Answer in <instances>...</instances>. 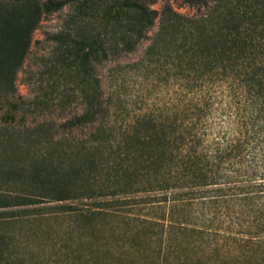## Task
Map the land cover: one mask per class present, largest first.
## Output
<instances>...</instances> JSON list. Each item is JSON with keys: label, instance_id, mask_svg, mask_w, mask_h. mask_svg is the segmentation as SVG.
Segmentation results:
<instances>
[{"label": "trees", "instance_id": "1", "mask_svg": "<svg viewBox=\"0 0 264 264\" xmlns=\"http://www.w3.org/2000/svg\"><path fill=\"white\" fill-rule=\"evenodd\" d=\"M158 1L163 4L152 7ZM182 3L192 7L193 12H180L171 0H0L4 89L8 92L14 86L17 68L45 14L72 7L69 22L79 39L74 41L75 53L68 56L69 66H81L78 69L85 76L91 61L100 64L111 55L136 51L141 42L150 39L148 32L157 22V31L143 58L168 64V72L172 71L181 89L194 96L186 104L184 94H179L175 117H139L117 133L106 120L109 108L101 97V80L95 76L94 94L85 91V110L70 123L95 117L97 135L84 140L89 144L76 154L66 151L76 155L81 167L73 172L71 182L82 179L84 183L80 188L70 180L58 183L55 199L94 198L82 216L101 219L113 216L117 212L114 208L129 200L116 196L143 192L141 199H158L160 211L157 216L144 215L140 220L149 230L160 226L165 234L175 229L179 233L188 231L186 212L191 213L195 207L205 216L204 226L193 224L192 231L198 239L205 232L216 231L213 226L221 208L231 211L229 204L236 203L238 225L246 222L248 227L242 242L246 254L237 256L236 264H245L247 259L253 260L252 264H264V0ZM60 34L71 36L69 32ZM214 105L222 107L224 118L234 116L238 126L232 138L223 130L211 141L203 138L201 119L214 112ZM83 166L87 167L82 169ZM93 167L98 168L97 174H92ZM103 171L108 180L114 177V182L126 179L130 187L139 180L144 184L138 190H110L115 187L96 185L93 180ZM57 174L56 168L44 176L54 178ZM35 177L43 175L37 171ZM102 225L98 222L94 227L100 229ZM145 255V260L152 257L150 252ZM111 259L103 263L96 260L94 264H115ZM180 264L213 263L195 256ZM226 264L235 263L229 260Z\"/></svg>", "mask_w": 264, "mask_h": 264}, {"label": "rangeland", "instance_id": "2", "mask_svg": "<svg viewBox=\"0 0 264 264\" xmlns=\"http://www.w3.org/2000/svg\"><path fill=\"white\" fill-rule=\"evenodd\" d=\"M171 3L183 13L194 10L182 0ZM161 4L163 1H158L152 7L159 8ZM72 11L71 6H65L43 15L8 92L0 69V204L11 203L0 207V264H94L96 260L103 263L106 258H113L115 264H180L195 256L202 262L226 264L230 260L236 264L237 256L246 254L242 242L248 229L246 222L238 225L236 203L229 204L231 211L221 208L213 226L216 231L205 232L198 239L192 231L193 224L204 226L205 216L195 207L191 213L186 212L188 231L179 233L175 229L165 234L160 226L149 230L140 220L144 215L157 216L160 211L158 199H141L143 192L116 196L129 200L111 207L117 212L101 219L82 216L94 198L55 199L56 185L71 182L73 172L81 168L75 154L89 144L83 141L97 135L95 117L70 123L85 110V91L94 94L95 76L101 80V97L109 108L106 120L117 133L139 117H175L179 94H184L186 104L194 96L181 89L172 71L168 72V64L143 58L157 31V22L148 32L150 39L141 42L136 51L111 55L100 64L91 61L86 76L78 69L81 66H69L68 56L75 53L74 41L79 39L69 22ZM61 32L71 36L62 37ZM221 108L214 105V112L201 119L204 123L200 132L209 141L220 132L221 135L222 130L230 138L235 136V118H224ZM56 168L57 176H44ZM37 171L43 177H35ZM97 171L93 167L92 174ZM97 176L93 179L96 185L115 187L110 190H138L144 184L137 180L140 183L134 182L130 187L126 179L114 182V177L108 180L104 171ZM82 183L81 179L72 185L80 188ZM98 222L103 223L100 229L94 227ZM147 252L152 257L145 260ZM252 262L247 259L245 264Z\"/></svg>", "mask_w": 264, "mask_h": 264}]
</instances>
